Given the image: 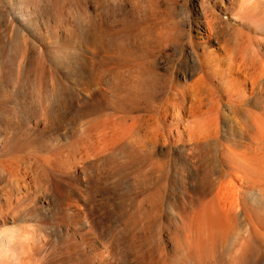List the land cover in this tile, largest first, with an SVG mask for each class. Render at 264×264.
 I'll list each match as a JSON object with an SVG mask.
<instances>
[{
    "label": "bare ground",
    "instance_id": "1",
    "mask_svg": "<svg viewBox=\"0 0 264 264\" xmlns=\"http://www.w3.org/2000/svg\"><path fill=\"white\" fill-rule=\"evenodd\" d=\"M173 1L5 0L4 5L0 4V132L8 135L7 140L12 143L23 135L27 142L33 139L40 141L39 148L31 153V158L28 156L29 160L23 165L0 168V177H13V181L16 177L18 187L0 200V222L16 221L29 211L27 208L31 203L28 201L32 199L28 191L39 185L36 177H69L72 174L78 177H116L129 171L131 167L127 164L134 161L140 164L134 176L145 177L143 185L153 186V189L156 186V189L143 193L144 186L140 189V183L134 177L133 184L139 189L133 198L135 206L129 213L128 223L114 227L115 252L102 264H264V259L260 263L250 258L253 239L264 246V233L257 230L251 218L256 205L248 202L245 192L238 191L237 184L232 185L235 187L232 191L230 186L229 190L221 192L226 188L228 175L240 177L236 172L252 171L254 175L262 176L264 170L261 167L264 165L257 169L251 166L246 169L244 165L226 166V170H222L212 182V193L205 200L206 203L211 202L210 209L196 207L192 198L180 205L175 197L169 203L170 211L158 212L159 209H152L153 199H150L152 195L159 194L160 177L153 178L150 172L167 156L163 137L166 134L163 130L162 135L159 130L164 125L160 126L161 122H158L159 132L156 126L142 131L140 128L143 126L136 127L137 121L133 122L129 114V117L121 118L109 115L112 110L130 113L137 105L149 103L160 81L161 74L155 67L161 62L162 52L171 44L181 43L183 22L180 23L174 15ZM235 1L217 0L215 5L228 10ZM203 18L208 44L206 51L211 57L210 63L219 70L206 77L202 73L204 77L198 80L200 74L197 73L198 77L192 74L195 77L192 86L188 81L192 91H181L180 98H172L173 114L175 111L181 119L187 111L189 113L199 107L201 112L206 102L211 103V106L207 105V115L204 111L199 117L198 111L192 114L196 123L189 118L187 121L191 123L184 121L187 124L185 133L189 137L190 129V137L195 134V138L196 135L204 137L218 133L220 118L214 119L217 114L213 110L221 108L218 107L220 102L218 106L215 102L220 83L228 87L225 92L227 106L234 113L239 109L242 111L239 106L249 98L253 97L257 108H261L264 101V46L257 43L256 48L250 44L251 40L247 43L244 9L240 8L232 17L237 25L230 23L215 7L207 10ZM254 23L258 24L257 21ZM253 46L256 49L250 53ZM181 77L188 79L189 73L182 72ZM217 77L218 83L212 85V80ZM103 111L110 112L99 116ZM211 111L213 118L208 116ZM252 117L254 131L250 133L245 124V132L249 131L246 134L250 133L249 138L257 145L255 162L263 164L264 114ZM218 118L219 122L216 121ZM146 119L145 122L150 120L149 117ZM240 131L243 133L242 129ZM203 155L199 144L190 149L189 156L193 158H203ZM146 164L154 165L148 170ZM29 177H32L30 182ZM208 181L210 184L211 180ZM9 186L13 185L4 184L0 189L4 191ZM161 197H156V200H161ZM240 207H243L242 212ZM62 218H67V215ZM26 228H11L9 235L7 230L0 232V264H45L37 229ZM125 239H130L128 245H125ZM260 251L261 254L264 252L263 249Z\"/></svg>",
    "mask_w": 264,
    "mask_h": 264
},
{
    "label": "rangeland",
    "instance_id": "2",
    "mask_svg": "<svg viewBox=\"0 0 264 264\" xmlns=\"http://www.w3.org/2000/svg\"><path fill=\"white\" fill-rule=\"evenodd\" d=\"M216 2L217 0H174L173 1L174 5L172 6V8L175 9L174 15H176V19L179 20L180 23L183 22L182 23L183 26L181 25V29H182V37L180 39L181 43L177 45L171 44L170 46L165 48V50L162 52L160 59L161 62L160 64H157V66L155 67L157 69V72L161 74L159 81L160 85L159 83L157 84L155 91L153 92V94L149 99V103L146 105H144V103L137 105L132 110L133 112L131 111L130 113H127L128 111H122V110H114L116 111V115L113 110L111 112L105 111L106 112L105 113L103 111L104 113L103 112L99 113V116H103L110 112L109 115L111 114V116H116V117L118 116L119 118L129 117V115H131L130 116L131 119L132 120L134 119L133 122L137 121L135 122L136 125L138 124L136 127L140 128L141 126H143L142 129L140 128V130L142 131L148 129L151 130L156 126L157 131L159 132L160 130V133H162L163 135L164 134L163 130H164L166 135H163V137H165L166 140L165 142L167 144L165 150L167 156L165 157L164 162L161 164L154 163L157 166L153 164L155 172L154 170H152L153 168H151L153 167L152 164L151 165L146 164L148 170L151 168L150 176L152 175L153 178L160 177L161 185L157 186L160 189L159 194L152 195L150 199V200L153 199L152 205L154 206L152 209L154 210L159 209L157 210L158 212L160 210L162 213L166 211H170L171 204L169 203H171L172 202L171 200L174 199L175 197H176L175 199H177V202L179 204L181 203L180 205L185 204V202L187 203L188 200L192 198L196 207L200 209L201 207H206L210 209V207H212L211 202L206 203L205 200H207L212 193L213 190L212 182L216 181L217 177H219L222 170H226V166L244 165L243 167L246 169L247 167L249 168L250 166L253 167L254 169H257L259 168V166L261 167L264 165V163L262 164L260 162L259 163L255 162L254 157H256L255 155L256 144L254 142L252 143V140L249 138L251 131H254V123H253L254 117L252 116H254L255 114H264L263 111L264 101L261 102L260 104L261 108L260 106L259 108H257V106L254 103L253 97L249 98L246 102H244L241 105L242 107L239 106V108H241L242 111H240V109L237 111L236 109L235 111L237 112L234 113V110L233 111L229 110L228 100L225 97V92L228 87L224 83H220L219 90L217 89L218 92L217 93L215 92L216 95H218L217 99L218 100L220 99V101L216 100L215 102L217 106H218L217 103L220 102L218 107L221 106V108L219 110L217 109V111L213 110L215 111L214 113L215 115L217 114V116L214 117L213 116L214 113L212 111L208 113L209 114L208 116L211 117L213 116L214 119L217 117L220 118V126L218 125V127H220L221 130L219 128L217 134L204 135V137L196 135L197 140L195 138V134H191L192 138L190 137V132H189L190 129H188V133H189V137H188L187 134L185 133L184 127L187 126L185 122L187 121L188 118L189 120H191V122L193 121V123H196L195 117L192 114H194L195 111L199 112L200 111L199 107L195 111L194 110L192 112L189 111L190 114L188 113V111L186 112V114H183L186 117L181 115V117H183L184 120L181 119L179 116H176L177 114L175 111L173 114L174 108L172 106V101L175 98L176 99L180 98V93L186 91L187 92L192 91L191 84L194 83V78L198 77L199 74L200 76L197 78V80L199 78H203L204 77L203 74L206 77L207 74L217 69L214 66V64L210 63L211 57L206 51L208 44L206 38L207 34L205 31V27L203 26V22H204L203 16L206 15L207 10L210 9L213 10V7H215V10L219 12L221 15H224L225 18L227 17L230 23L237 25L238 23L233 21L232 17L238 14L240 8H243L247 20V21L245 20L246 28L244 29L245 33H247L245 34L246 38L248 39L247 43H250L249 40H251L250 44L255 45L256 48H257V43L264 46V20H263L264 0H237L228 7V10H226L225 8L218 7L217 5H215ZM0 4L4 5L5 0H0ZM167 6L169 7L171 5L167 4ZM204 7H206V9ZM99 8H100V4H99ZM187 15L189 18L187 17ZM258 16L260 17V19ZM250 17L251 19H249ZM256 21L258 22V24L254 23ZM257 39L258 41H256ZM248 45L249 44H247V46ZM255 46L251 48L253 49ZM249 47H247V49ZM191 48H193L194 50ZM255 49L251 50L250 53H252V51L254 52ZM262 51H264V49ZM192 57H194L193 58L194 60L192 59ZM195 58H197V61H199L200 63L197 62ZM197 64L198 65L200 64L199 67L201 69L203 67L202 71L200 70ZM186 71L187 74L189 73V78L182 79L181 73L182 72L186 73ZM192 74L195 77H193ZM211 74H213V72ZM218 79H219L218 77L213 79L215 81L212 80L211 84L212 85L217 84ZM188 81L189 83L191 82L190 83L191 86L189 85ZM188 85L190 87H188ZM177 91L179 92L177 93ZM215 91H216V87H215ZM176 93L179 96L176 95L175 97ZM167 100L169 103L167 102ZM166 103L168 104L166 105ZM208 103L209 102H206L207 105L211 106V103L209 104ZM207 105L203 107V111L205 115H207V108H208ZM167 109L170 113L167 111ZM224 110L225 112H223ZM203 111L201 110V112H199L200 115L197 116L199 117L203 115L204 114V113L202 114ZM120 112L122 115L120 114ZM144 113L145 115L143 116ZM141 116L143 118H141ZM174 116L175 118H173ZM136 117L138 119H135ZM144 117L145 119L146 118L148 119V117L150 118V120L146 119L148 123L145 122ZM164 117L166 118L164 119ZM219 118L218 120H216L217 122H219ZM142 120H144V122H142ZM189 120L187 122H189ZM197 120L199 122V118ZM154 121L156 122L157 125L156 124L154 125L155 123ZM180 121L181 123H179ZM149 122L150 124H153V126L150 125ZM158 122L159 123L161 122L159 125L160 126L164 125L163 126L164 128L160 127V129L158 130L159 128ZM251 122L253 124H251ZM139 123H141L142 125L141 124L139 125ZM243 124L244 126L246 124L250 133L246 134L249 131L246 129L247 131L245 132L246 126L244 127ZM237 128L238 130H236ZM172 129L173 132H171ZM240 129H242V132L244 134L241 133ZM219 131H221V133ZM237 131L239 133H237ZM183 134H185V136H183ZM7 137L8 135L6 136L3 133V131L2 133L0 132V168L2 166H6L7 169H11L13 165H19L20 163H21L20 165H23L25 162H27V160H29V157L31 158L33 156V154L31 153L33 151H36L40 146L39 140L33 139L32 141L27 142L25 135H23L21 139L19 138L20 136H18L17 138L19 139L16 140L14 143L9 142L7 140L8 139ZM170 137H171V141H170ZM238 139H239V143H238ZM250 141H251V145H250ZM243 143H244V147H243ZM198 144L202 146L204 152L203 158H198V157L193 158L189 156L190 149ZM127 165H128L127 167H131L129 171L132 170L133 171L130 173L127 170L125 174L123 172V174L120 173V175L116 177H100V176L78 177L75 174L74 176L72 174L69 177H36V183L39 185L38 186L36 185L35 187L32 186L28 191L30 192V199H32V201H28V203L29 202L31 203L27 208L29 211L25 213L24 216L22 215L21 218L17 219L16 221L9 219L5 223L0 222V232L3 230H7V235H9V233H11V228L13 230L15 229V227L16 229L19 228V226L24 228L27 227V228L37 229L38 240L41 237L40 238L41 240H39V242L40 241L42 242V243L40 242L42 256L46 258L45 259L46 261L44 262L45 264L47 263L60 264V262L61 264L63 263L64 264H102L103 260L107 261V258L110 259L112 257L111 254H114L113 252H115L114 244H113L114 227L117 224H122V223L125 224V222L128 223L127 221H129L128 220L129 213H131L133 207L135 206L133 202V198L135 197V193L136 194L137 192L139 193V189L138 187L135 188V183L133 184L134 179L136 178L137 181L140 183L141 186L140 189H142V187L144 186L143 193L153 190L155 191L156 189V186H154L153 189V186H146L147 187L146 188L145 185H143L142 180L145 177L140 176L139 178H137L138 177L137 175L136 177L134 176L135 174H137V171L140 168L139 163L136 164L134 161H130ZM261 168L264 170V166ZM134 172L136 173L134 174ZM251 173L252 171H246V173L245 171L236 172V174H238L240 177H231V175H228L229 177H227L228 179L227 184L224 186L226 188H223L221 192L224 193L227 190H229L230 186L232 188L234 187L232 186L233 184H237L239 186L238 191L245 192L247 200L249 199L248 202L251 203L253 206L256 205L255 211L251 213L252 223L257 227V230L260 233H264V211H262L264 209L263 207L264 182H262L264 180V173L262 174V176L256 174L254 175V173L252 174ZM6 175L8 174L6 173ZM257 176L260 178V182ZM0 178H1L0 187L4 186V184L13 185V186H9V188H7V190L4 191L0 189V200H3L6 198V195L12 193V190H17L18 187L16 186V177H14L15 178L14 181L12 179L13 177H0ZM208 180H211L210 184H208L209 182ZM1 181H3L4 183ZM28 181L29 182L32 181V177L31 178L29 177ZM232 181L233 183L231 184L230 182ZM47 185H49V187ZM145 189L147 190L145 191ZM230 190L232 191L233 188ZM247 190L249 194L251 193L250 195L247 193ZM256 195L258 197H256ZM159 196L160 197L162 196L161 200L158 199ZM180 196L182 199H180ZM156 197H158L157 200ZM259 198L260 200H258ZM250 200L252 201L250 202ZM240 209L242 212L243 207H240L239 211ZM64 214L67 215V218L63 219L62 217ZM4 227L7 228L5 229ZM125 240H127L128 242L127 243L125 241L126 242L125 245H128L130 239L129 240L125 239ZM255 241L256 240L253 239L251 243L250 258L262 263L261 261L264 259V252H262L261 254L260 250L263 249L264 251L263 248L264 246L263 247L262 245L260 246L259 243L258 245L257 241L256 242ZM107 242L109 243L108 247H107ZM102 243H104L103 246L106 250L103 248ZM105 245L107 248L105 247ZM259 246L262 247V249L261 248L259 249ZM68 247L69 249L67 250ZM102 250L103 253L105 252L104 254L101 253ZM97 252H99V254ZM232 254L234 255V253ZM101 256H104L105 259H103L104 257ZM100 257L102 260L100 259Z\"/></svg>",
    "mask_w": 264,
    "mask_h": 264
}]
</instances>
